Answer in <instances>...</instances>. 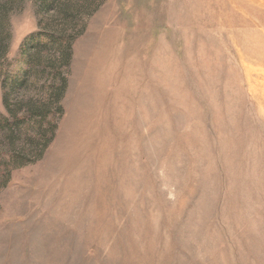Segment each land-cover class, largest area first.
<instances>
[{
    "label": "rangeland",
    "instance_id": "1",
    "mask_svg": "<svg viewBox=\"0 0 264 264\" xmlns=\"http://www.w3.org/2000/svg\"><path fill=\"white\" fill-rule=\"evenodd\" d=\"M237 1L8 10L5 59L33 61L0 89L25 117L0 127V264H264V65L219 19L264 25Z\"/></svg>",
    "mask_w": 264,
    "mask_h": 264
},
{
    "label": "trees",
    "instance_id": "2",
    "mask_svg": "<svg viewBox=\"0 0 264 264\" xmlns=\"http://www.w3.org/2000/svg\"><path fill=\"white\" fill-rule=\"evenodd\" d=\"M18 2V0H0V35L3 36L4 27L8 21V10L14 7V5ZM36 4L39 5L40 9L47 10L52 8L55 0H35ZM41 40H36L33 44L32 49H35ZM4 36L0 38V89L2 91V100L4 104L7 106V102L11 94L18 89H20L25 83L27 77V67L32 63L33 59L30 58L25 52V45L31 43V39L29 38L25 42H23L20 50L21 53L15 62V64H11L5 59V47L3 44ZM46 43V42H45ZM9 118H4L0 116V127L5 128L12 123L19 124L25 121V117L17 118L15 113L10 111ZM10 119V120H9Z\"/></svg>",
    "mask_w": 264,
    "mask_h": 264
},
{
    "label": "bare ground",
    "instance_id": "3",
    "mask_svg": "<svg viewBox=\"0 0 264 264\" xmlns=\"http://www.w3.org/2000/svg\"><path fill=\"white\" fill-rule=\"evenodd\" d=\"M247 3L248 2L246 0H238L236 2V5H239L241 8H243V12L247 16H253L256 20L259 21V23L264 25V14H260L258 11L248 6ZM219 20H221L222 26L229 28L231 41L237 45L240 44L241 46H243L245 56L249 60H252L259 65H264L263 35H261V33H258L257 30L252 29V22H249L247 20L243 21L242 19H240L239 23H241L242 29H240V31H236L231 20H227L223 17H221V19Z\"/></svg>",
    "mask_w": 264,
    "mask_h": 264
}]
</instances>
